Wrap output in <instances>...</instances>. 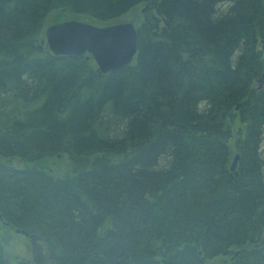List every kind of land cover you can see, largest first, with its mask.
I'll return each instance as SVG.
<instances>
[{
    "label": "trees",
    "instance_id": "trees-1",
    "mask_svg": "<svg viewBox=\"0 0 264 264\" xmlns=\"http://www.w3.org/2000/svg\"><path fill=\"white\" fill-rule=\"evenodd\" d=\"M139 5L126 67L39 48ZM262 75L264 0H0V223L55 264H264Z\"/></svg>",
    "mask_w": 264,
    "mask_h": 264
},
{
    "label": "water",
    "instance_id": "water-1",
    "mask_svg": "<svg viewBox=\"0 0 264 264\" xmlns=\"http://www.w3.org/2000/svg\"><path fill=\"white\" fill-rule=\"evenodd\" d=\"M148 6L142 9L145 12ZM46 46L54 56H81L91 58L96 65L97 72L107 74L130 65L138 52L137 30L131 22L97 27L89 23L68 20L55 23L45 28L39 48ZM264 75L258 80L257 89L262 88ZM239 155L233 158L230 171L236 169ZM29 240V250L32 256L38 258L41 264H55L51 253L45 256L43 246L39 244L37 236L30 235L23 230H15ZM237 253H235V256ZM25 264H37L34 260Z\"/></svg>",
    "mask_w": 264,
    "mask_h": 264
},
{
    "label": "rangeland",
    "instance_id": "rangeland-1",
    "mask_svg": "<svg viewBox=\"0 0 264 264\" xmlns=\"http://www.w3.org/2000/svg\"><path fill=\"white\" fill-rule=\"evenodd\" d=\"M143 8H144L143 5H139L132 8L129 12H127L119 19L112 20L106 23H98L91 21L90 24L97 27H105V26L115 25L124 22H131L136 27L138 24H140L141 18H143V12H142ZM70 18L72 17H69L68 15H60L57 12L49 14L45 21L46 23L45 28L55 23H60L62 21H68V20L86 22L84 19L81 18H75V19H70ZM232 141L233 140H231V145H232ZM262 148L264 149V145L262 146ZM14 165L21 167L22 163L15 161ZM7 230L8 229H6V226L0 223V242L3 245V250L7 261L10 264H16L20 260H29L31 258V253L29 251L28 239L22 235L15 234V232L13 231L8 232ZM227 263H228V258L218 257L216 259L207 261L205 264H227Z\"/></svg>",
    "mask_w": 264,
    "mask_h": 264
},
{
    "label": "flooded vegetation",
    "instance_id": "flooded-vegetation-1",
    "mask_svg": "<svg viewBox=\"0 0 264 264\" xmlns=\"http://www.w3.org/2000/svg\"><path fill=\"white\" fill-rule=\"evenodd\" d=\"M43 253H44L45 256L49 255V253L46 250H44V249H43ZM30 260H32V261L34 260L37 264H41L40 260L38 258L32 256V255H31V258L29 260H26V261H30ZM26 261L25 260H20L16 264H20V263H23V262L25 264Z\"/></svg>",
    "mask_w": 264,
    "mask_h": 264
}]
</instances>
